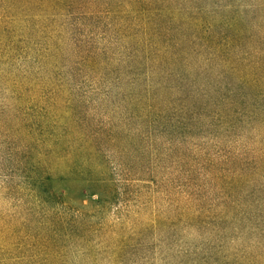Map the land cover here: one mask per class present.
Wrapping results in <instances>:
<instances>
[{"label":"rangeland","instance_id":"374dc122","mask_svg":"<svg viewBox=\"0 0 264 264\" xmlns=\"http://www.w3.org/2000/svg\"><path fill=\"white\" fill-rule=\"evenodd\" d=\"M52 1L0 34V216L43 173L126 238L91 264H264V0Z\"/></svg>","mask_w":264,"mask_h":264},{"label":"trees","instance_id":"16d2710c","mask_svg":"<svg viewBox=\"0 0 264 264\" xmlns=\"http://www.w3.org/2000/svg\"><path fill=\"white\" fill-rule=\"evenodd\" d=\"M21 1L22 5L18 6ZM41 6L55 10L58 3L52 0H0L3 39L9 31L7 24L16 20L11 15L15 9L24 15L27 9ZM18 20L24 24L22 18ZM142 21L147 28L150 23ZM41 178L44 181L45 174L26 176L28 192L14 197L13 209L0 216V264H82L87 260L86 263L91 264L92 259L99 257L120 262L127 252L126 238L107 239L108 233L112 232H108L105 224L97 225L74 208L53 200L47 189L38 190L36 185ZM130 186L124 184L122 188ZM120 195H126V192ZM94 237L100 239L97 244H93Z\"/></svg>","mask_w":264,"mask_h":264}]
</instances>
